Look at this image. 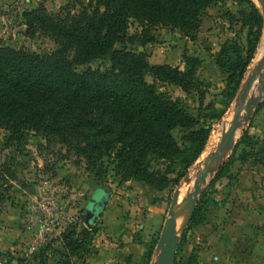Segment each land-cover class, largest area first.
Wrapping results in <instances>:
<instances>
[{"label": "rangeland", "instance_id": "1", "mask_svg": "<svg viewBox=\"0 0 264 264\" xmlns=\"http://www.w3.org/2000/svg\"><path fill=\"white\" fill-rule=\"evenodd\" d=\"M251 2L263 17L258 1ZM86 3L87 0H0V44L39 54L49 53L56 46L54 41L39 32L26 34L23 12L39 5L51 13L75 12ZM245 6L233 1L210 5L201 14L200 29L192 38L164 26H152L143 36L140 22L130 21L125 45L136 52H143L150 65L182 66L185 56L200 60L197 77L202 84L196 89L185 92L176 85L157 82L155 86L158 91L172 99H179L200 120L207 113L223 110L218 120L206 117V123L211 125L207 142L177 185L169 183L167 188L157 191L134 180L121 181L112 166L107 165L101 169L106 173L98 179L95 176L98 166L94 171H88L85 161L77 159L66 148L58 144H45L41 135L30 131L26 132L22 142H8V133L0 128V171L3 175L2 180L0 175V214L16 210L32 233L17 251L10 250L14 257L13 264L17 259H26L33 264H60L59 254L63 253L60 235L73 227L76 231L93 229L88 252L78 251L71 260L74 264H144L141 256L151 239L156 244L149 264H154L156 245L165 221L173 209L176 211L175 222L179 224L181 221L179 208L186 196L180 199V193L189 184L194 169L211 153L208 147L211 138L214 135V145H219L229 127L221 132L222 123L228 120L227 115L232 112L231 122L238 108L241 109V116L245 114L244 103L240 102L239 96L247 81L253 79L264 53L263 50L259 54L264 44H261L264 39V18L255 53L227 108L223 104L226 100L223 94L224 77L217 65L223 42L232 39L241 45L246 43L247 28L240 23L238 14ZM122 47L119 43L115 45V49ZM87 67L108 70L110 55L78 66L77 70ZM259 75H255L257 92ZM145 80L153 82L149 74L145 75ZM257 92L254 94L249 90L247 100L255 99L259 95ZM262 95L252 108L251 116L237 128L233 146L213 165L210 175L203 182L195 206L196 209L201 203L202 217L198 216L196 222L191 224L190 219L187 223L174 251V264H213L214 260L207 254L213 224L234 218L236 207L259 209L264 215V164L254 162L258 160V151L264 144V91ZM184 133L178 128L173 130L179 142ZM244 134L245 139L242 138ZM240 140L245 142L237 146ZM216 145L212 152L218 147ZM229 159L227 174L216 179L220 167ZM177 171L180 169L176 167L175 173ZM169 177H175V174ZM99 189L102 192H97ZM96 192L98 194L94 198ZM176 194L179 196L178 204L181 203L178 207L175 205ZM88 210L91 211L89 224L85 222ZM7 251H0V264L7 260Z\"/></svg>", "mask_w": 264, "mask_h": 264}, {"label": "trees", "instance_id": "2", "mask_svg": "<svg viewBox=\"0 0 264 264\" xmlns=\"http://www.w3.org/2000/svg\"><path fill=\"white\" fill-rule=\"evenodd\" d=\"M228 1L246 4L238 14L247 34L245 45L228 39L218 52L227 108L261 36L263 17L251 0H87L75 12L51 13L43 5L24 11L25 33L44 34L56 46L39 54L0 44V128L8 133L7 141L20 143L30 131L41 135L45 144H58L84 160L88 171L98 166V179L107 165L121 181L134 180L157 191L169 183L177 185L207 142L211 125L206 117L218 120L223 110L200 120L179 99L158 91L157 82L185 92L196 89L202 84L197 77L200 60L185 56L182 66L150 65L143 52L125 45L130 21L140 22L143 36L152 26H164L192 38L203 11ZM118 43L121 49H115ZM107 54L108 70H77ZM146 74L152 83L145 80ZM177 128L185 132L180 142L173 135ZM257 156L254 162L264 164V144ZM230 162L220 167L216 179L227 174ZM176 167L180 171L175 173ZM200 204L190 224L202 217ZM92 232L73 227L61 233L60 264H74L78 251L87 253ZM155 244L154 239L148 242L141 256L144 264L150 263ZM6 254L4 264H13L12 253ZM16 264L33 263L17 259Z\"/></svg>", "mask_w": 264, "mask_h": 264}, {"label": "crops", "instance_id": "3", "mask_svg": "<svg viewBox=\"0 0 264 264\" xmlns=\"http://www.w3.org/2000/svg\"><path fill=\"white\" fill-rule=\"evenodd\" d=\"M236 208L234 218L213 224L207 254L213 264H264V215L259 209ZM31 234L16 210L0 214V251H17Z\"/></svg>", "mask_w": 264, "mask_h": 264}, {"label": "water", "instance_id": "4", "mask_svg": "<svg viewBox=\"0 0 264 264\" xmlns=\"http://www.w3.org/2000/svg\"><path fill=\"white\" fill-rule=\"evenodd\" d=\"M259 6L262 10L264 18V0H258ZM262 44V41H261ZM260 44V45H261ZM260 73L257 79L260 86L258 87L259 95L253 100H247L248 91L250 90L253 82L255 81V75ZM264 91V53L257 67V71L254 72L253 79L247 81L245 88L242 91L241 96H239L240 102L244 103L243 116L240 115L241 109L235 111L232 121L224 133L218 147L212 153L207 156V163L202 171H200L194 180V190L191 194L183 200L182 205L179 208V212H182L181 221L175 222V211L173 210L165 221V224L160 233L159 240L156 245V263L155 264H174V251L182 236V233L190 221L193 211L195 209L199 193L202 188L203 182L206 180L207 176L210 175L213 165L223 158L224 153L234 144V136L238 127H240L244 120L251 116L252 108L259 101ZM93 212V211H92ZM91 211L88 210L85 218V222L89 224V217ZM153 264V263H151Z\"/></svg>", "mask_w": 264, "mask_h": 264}, {"label": "bare ground", "instance_id": "5", "mask_svg": "<svg viewBox=\"0 0 264 264\" xmlns=\"http://www.w3.org/2000/svg\"><path fill=\"white\" fill-rule=\"evenodd\" d=\"M258 1V0H257ZM262 42H264V39H263V41ZM263 46H264V44H263ZM261 47V49L259 50V54L260 53H263V50H264V47ZM258 54V55H259ZM260 56V55H259ZM259 59V58H258ZM256 88H257V83H256V81H254L253 82V85L251 86V88H250V92L251 93H256L257 91H256ZM258 93V92H257ZM231 114H232V112H231ZM230 113H229V116L227 115V117H228V120L227 121H225V122H223L222 123V125H221V132L223 133V131L230 125V115H231ZM232 117V116H231ZM227 119V118H226ZM227 131V130H226ZM238 133V132H237ZM219 134H220V131H219ZM218 135V134H217ZM220 135H222V134H220ZM224 135V134H223ZM223 135H222V137H223ZM222 137H221V139H222ZM217 138H218V136H217ZM219 139V138H218ZM221 141V140H220ZM216 142V137H214V135H213V137L211 138V140H210V143H209V149H211V153H212V149H214V147H215V145H214V143ZM218 145V144H217ZM217 145H216V147H217ZM208 151V150H207ZM215 151V150H214ZM209 153H210V150H209ZM209 155V154H208ZM206 163H207V156H206V158L205 159H203V160H201V162H200V164L194 169V171L191 173V175H190V182H189V184L186 186V187H184L183 189H182V191H181V195H180V199H182V197H187V195L188 194H191L192 192H193V190H194V180H195V178H196V176H197V174L200 172V171H202L203 170V168L205 167V165H206ZM178 198H179V196L176 194V202H175V205H177V207L182 203H179L178 204ZM176 209V208H175ZM174 210V209H173ZM176 212V211H175ZM177 213H179V212H177ZM174 219H175V217H174ZM180 223V222H179ZM156 263V258H155V262H154V264Z\"/></svg>", "mask_w": 264, "mask_h": 264}, {"label": "built area", "instance_id": "6", "mask_svg": "<svg viewBox=\"0 0 264 264\" xmlns=\"http://www.w3.org/2000/svg\"><path fill=\"white\" fill-rule=\"evenodd\" d=\"M46 230H49V228H46Z\"/></svg>", "mask_w": 264, "mask_h": 264}]
</instances>
